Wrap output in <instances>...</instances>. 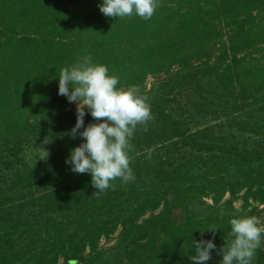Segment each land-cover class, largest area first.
Returning a JSON list of instances; mask_svg holds the SVG:
<instances>
[{
	"label": "trees",
	"instance_id": "trees-1",
	"mask_svg": "<svg viewBox=\"0 0 264 264\" xmlns=\"http://www.w3.org/2000/svg\"><path fill=\"white\" fill-rule=\"evenodd\" d=\"M0 2L20 4L9 27L0 19V264H194L202 239L216 245L205 264H219L231 217L203 199L264 216V0H156L147 20L106 17L100 0ZM82 56L151 113L130 140L135 179L102 193L65 164L82 139L67 134L75 109L56 77ZM45 139L60 143L30 165L24 146ZM251 264H264V236Z\"/></svg>",
	"mask_w": 264,
	"mask_h": 264
},
{
	"label": "clouds",
	"instance_id": "clouds-1",
	"mask_svg": "<svg viewBox=\"0 0 264 264\" xmlns=\"http://www.w3.org/2000/svg\"><path fill=\"white\" fill-rule=\"evenodd\" d=\"M97 7L106 17L135 15L147 20L154 14L157 3L156 0H100ZM56 79L57 94L76 105L75 124L67 134L70 138L78 136L82 139L65 159L69 170L89 174L91 186L99 193L109 189L110 181L117 178L123 183L134 180L129 166L130 140L137 125L151 119L146 97L139 95L134 86L118 88V77L109 75L107 67L94 63L91 56L78 57L71 65L61 68ZM86 111L96 122L85 126L83 117ZM39 149L40 158L37 160H43L48 153L42 147ZM228 223L231 239L220 249L219 264H251L261 246L264 225L256 217L231 218ZM215 230L208 231L214 234ZM192 242L194 254L190 260L194 264H205L216 245L211 239Z\"/></svg>",
	"mask_w": 264,
	"mask_h": 264
},
{
	"label": "rangeland",
	"instance_id": "rangeland-1",
	"mask_svg": "<svg viewBox=\"0 0 264 264\" xmlns=\"http://www.w3.org/2000/svg\"><path fill=\"white\" fill-rule=\"evenodd\" d=\"M24 2V0H20ZM6 4V3H5ZM4 3L0 2V19L2 20L3 25L8 26L11 23L12 17L17 16V13L20 9V4L17 2L15 4L14 2L11 5H5ZM34 10V9H33ZM33 14V13H32ZM162 78H164V75H160L159 77H151L148 76L145 79L144 85L147 89L156 81H160ZM76 105L74 103H67L66 108L68 109H75ZM211 125V124H210ZM59 140H50L48 143H29L24 146V151H23V156L26 160V162L30 163V165L36 163L37 161H43L47 160L55 151L59 144ZM40 147H42L45 151H47L48 155L45 159L43 160H37L40 158ZM37 160V161H36ZM36 161V162H35ZM242 195L239 194L238 197ZM204 206L203 208H207L208 212L222 217H231V218H240V217H256L258 221L260 222L261 225H264V216L262 213L263 206H260L256 203H249V206L246 208H243V202L241 199L235 198L233 200L228 194L225 195V197L221 200L220 203L218 204H213L212 200L210 199H203ZM145 216L143 219L147 218ZM118 234L119 231L117 230L114 232L109 240L101 239L98 242V247L99 249L108 252V250L113 249L118 241ZM57 264H63L62 260H59Z\"/></svg>",
	"mask_w": 264,
	"mask_h": 264
}]
</instances>
